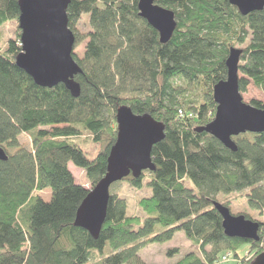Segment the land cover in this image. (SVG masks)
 <instances>
[{
  "label": "trees",
  "instance_id": "obj_1",
  "mask_svg": "<svg viewBox=\"0 0 264 264\" xmlns=\"http://www.w3.org/2000/svg\"><path fill=\"white\" fill-rule=\"evenodd\" d=\"M138 1L70 0L74 49L84 44L80 57L73 53L81 70L74 78L78 97L62 84L39 87L17 68L18 26L15 39L0 47V148L7 156L0 161V264H144L140 250L177 232L197 252L175 264H215L226 254L235 264H250L264 252V222L238 213L259 224V240L228 238L213 208L219 203L229 209L220 195L244 192L249 208L264 215V133L232 138V152L195 132L214 118L213 88L226 79L231 49L242 51L239 92L251 83L264 94V9L241 16L228 0H153L176 22L161 44L139 17ZM18 2L0 0V28L17 24ZM249 104L264 110V102ZM124 106L162 125L164 139L151 151L154 172L118 182L141 190L148 179L151 196L137 204L144 217L128 216L126 202L109 190L105 222L94 239L73 223L81 202L106 175L116 112ZM21 135L29 136L30 149L20 144ZM76 139L92 143L93 159ZM69 165L90 189L75 183ZM46 189L48 201L40 196ZM242 245L250 251L240 258ZM93 252L100 259L91 261Z\"/></svg>",
  "mask_w": 264,
  "mask_h": 264
},
{
  "label": "water",
  "instance_id": "obj_2",
  "mask_svg": "<svg viewBox=\"0 0 264 264\" xmlns=\"http://www.w3.org/2000/svg\"><path fill=\"white\" fill-rule=\"evenodd\" d=\"M241 16L264 9V0H228ZM70 0H19L18 29L21 52L15 65L39 87L51 89L62 84L73 97L80 87L74 78L81 74L73 59L75 37L68 29L67 8ZM139 17L166 44L175 28L174 14L154 4L153 0L138 1ZM242 51L231 49L225 61L226 79L213 88L216 110L213 120L196 133H207L226 149L235 152L232 138L264 133V110L244 103L239 92L238 64ZM117 137L107 158L106 175L88 192L78 207L74 227L97 239L105 222L110 187L129 175L138 178L144 172H154L152 148L164 139V127L148 115H135L128 107L116 112ZM7 156L0 148V161ZM213 208L222 218V229L228 238L258 242L260 226L244 216H233L219 203ZM250 264H264V252Z\"/></svg>",
  "mask_w": 264,
  "mask_h": 264
},
{
  "label": "rangeland",
  "instance_id": "obj_3",
  "mask_svg": "<svg viewBox=\"0 0 264 264\" xmlns=\"http://www.w3.org/2000/svg\"><path fill=\"white\" fill-rule=\"evenodd\" d=\"M18 23H8L5 26L0 28L1 42L0 47H3L8 40L15 39V32ZM84 49V44L75 48L74 53L79 57L82 55ZM239 79L243 78L241 74H238ZM244 103L249 104L251 101H260L264 102V94L257 88H255L251 83L247 86L245 92L241 93ZM18 140L22 146L27 149H30V138L27 135H21L18 137ZM74 144L78 146L86 155L89 160L93 159L96 154V149L93 147L92 143L89 140L76 139ZM69 171L74 177L76 184H82L86 189H90L91 186L85 182L82 172L76 169L75 167L69 165ZM144 186L141 190L132 189L125 183H118L113 185L110 188V193H115L119 198L123 199L127 205V215L128 216H140L144 217L143 212L138 207V201L142 198H149L151 196V190L147 187L148 179H144ZM184 186L187 189L193 190L192 183L185 179L183 181ZM40 196L44 201H48L50 198V190L46 189L40 193ZM220 203H228L229 211L233 216L237 214H246L251 218L258 220L259 222H264V215H260L258 212L249 208L245 193H232L227 196L220 195L218 197ZM157 232H160V229H157ZM172 249H177L178 253L173 254L172 256L168 255V251ZM250 251L249 245H242L237 254L240 258L247 255ZM197 252V249L193 247L190 242L185 238L183 233L177 232L173 238L165 243H155L150 244L140 250L139 258L144 264H175L187 254ZM100 259L97 252H93L92 260L97 261ZM234 257L232 256L228 263H220L219 261L215 264H235Z\"/></svg>",
  "mask_w": 264,
  "mask_h": 264
},
{
  "label": "built area",
  "instance_id": "obj_4",
  "mask_svg": "<svg viewBox=\"0 0 264 264\" xmlns=\"http://www.w3.org/2000/svg\"><path fill=\"white\" fill-rule=\"evenodd\" d=\"M229 261H230V256H229V254L223 255V256L220 258V260H219L220 263H228Z\"/></svg>",
  "mask_w": 264,
  "mask_h": 264
},
{
  "label": "bare ground",
  "instance_id": "obj_5",
  "mask_svg": "<svg viewBox=\"0 0 264 264\" xmlns=\"http://www.w3.org/2000/svg\"><path fill=\"white\" fill-rule=\"evenodd\" d=\"M134 179V178H133Z\"/></svg>",
  "mask_w": 264,
  "mask_h": 264
}]
</instances>
